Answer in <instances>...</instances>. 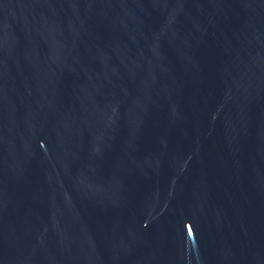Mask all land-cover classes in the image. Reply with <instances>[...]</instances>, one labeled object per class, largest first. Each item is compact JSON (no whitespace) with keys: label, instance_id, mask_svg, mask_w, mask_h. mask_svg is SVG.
Here are the masks:
<instances>
[{"label":"water","instance_id":"95a60500","mask_svg":"<svg viewBox=\"0 0 264 264\" xmlns=\"http://www.w3.org/2000/svg\"><path fill=\"white\" fill-rule=\"evenodd\" d=\"M0 264H264V0H0Z\"/></svg>","mask_w":264,"mask_h":264}]
</instances>
